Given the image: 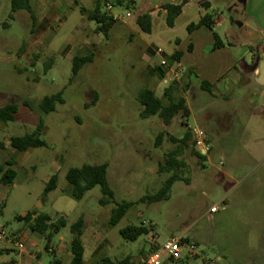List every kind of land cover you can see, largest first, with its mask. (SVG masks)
Wrapping results in <instances>:
<instances>
[{
    "label": "rangeland",
    "instance_id": "rangeland-1",
    "mask_svg": "<svg viewBox=\"0 0 264 264\" xmlns=\"http://www.w3.org/2000/svg\"><path fill=\"white\" fill-rule=\"evenodd\" d=\"M50 1L55 10L46 17L37 1L30 0L34 22L44 25L36 29L29 13L12 14L11 0H0V98L3 105L18 107L14 120L0 127V141L33 133L42 119L39 137L47 145L30 149L28 156L1 152L6 160L12 157L16 172L12 184L3 188L0 227L4 232L25 229V222L17 217L35 211L52 221L62 217L67 227L61 232L68 238V226L82 216L89 220L82 241L90 262L107 257L115 263L127 259L126 264H144L150 238L157 234L159 242L172 236L189 238L210 264H264V95L256 87L236 88L224 101L193 86L186 94L189 87L173 80L178 84L173 96L186 95L192 105L187 125L198 123L207 132L211 154L202 162L192 155L190 143L182 147L177 159L184 166L176 169L180 180L173 183L168 199L138 202L158 192L171 176L159 166L178 147L168 136L177 138L176 125L183 121L176 117L173 125L163 127L157 117H140L136 99L140 89L148 87L167 104L163 91L173 82L157 76L154 68L160 56L153 49H161L167 59L184 49L192 42L187 26L202 15L218 22L212 31L224 44L253 42L257 36L249 21L235 26L244 20L241 1L136 0L133 7L112 8L110 13L121 20L106 37L79 12L80 7L91 11L94 0H75L77 5L73 0H45L44 4ZM183 1L181 14L168 27L161 6ZM206 3L208 9L202 6ZM100 11L109 14L105 6ZM142 14L151 17L150 33L136 25ZM84 44L87 49L80 48ZM89 53L93 61L71 79L72 58ZM58 92L63 103L43 114L40 100ZM160 132L165 135L156 146ZM84 164H106L114 202L134 203L116 226L108 224L114 204L98 205L102 197L98 186L78 201L68 195L66 171ZM54 174L57 187L43 197ZM212 207L216 213L209 212ZM128 225L146 227L148 233L125 241L119 230ZM92 232L97 245L90 249L86 233L89 237ZM42 261H50L43 251Z\"/></svg>",
    "mask_w": 264,
    "mask_h": 264
},
{
    "label": "trees",
    "instance_id": "trees-1",
    "mask_svg": "<svg viewBox=\"0 0 264 264\" xmlns=\"http://www.w3.org/2000/svg\"><path fill=\"white\" fill-rule=\"evenodd\" d=\"M106 3H110L112 7H133L136 3V0H94V7L91 11L87 12L85 8L80 7L79 12L81 15H85L87 20L94 21L96 23V33H102L105 37L108 35V32L113 24L116 23L108 14H102L100 9L102 6H105ZM186 2L183 1L179 4H165L161 6V10L165 12V23L168 27L174 25L175 19L181 14L182 7ZM206 9L210 6L206 3L204 5ZM26 11L29 13L30 18L33 20V12L30 6V0H11V13L17 11ZM12 15L9 16L11 18ZM34 22V20H33ZM136 25L140 31L144 33H150L151 31V17L149 14H142L136 18ZM213 19L208 15L200 16L197 23H191L187 26V31L190 33L195 29L204 27L208 30L213 28ZM214 45L213 49L220 48L222 43L220 38L216 33H213ZM181 56L179 51H175L170 57L169 60L177 62ZM94 55L90 53L86 56H74L72 58V67H71V79L74 78L80 68L93 61ZM157 76L162 80L164 78L165 70L156 65L154 68ZM200 89L213 94L211 85L205 81L199 82ZM177 82L173 81L166 89L163 91V96L167 98V104H164L160 98H157L154 95L153 90L148 87L140 89L136 95V99L141 106L140 117L143 119L150 117H157L160 119L163 127H168L176 117L181 119H186L189 116V111L185 103V99L180 97H174L173 91L177 86ZM187 86V85H185ZM92 104L96 100V94L93 93ZM62 93L58 92L54 95L45 96L39 102V108L43 114L51 113L55 110L57 104H62ZM16 105L8 104L3 107H0V121L9 122L14 120L16 113ZM43 128L42 119L38 120L35 131L31 134H24L22 136H13L9 138V145L15 150L16 154L24 153L32 148H41L46 147V143L40 139L39 133ZM165 133L160 132L156 139L155 145L157 146L160 143ZM168 140L174 144H177V148L173 151L167 153L165 158L164 165L159 166V171L172 172L171 176L164 182L162 188L152 195L143 196L138 202H156L161 200H166L169 197V191L174 182L179 181L176 169L182 168L184 163L177 159V155L181 152L182 147L187 146L190 141V134L186 132L182 138H175L168 136ZM192 146V155L196 156L199 160L203 162L205 159L193 146V143H190ZM9 165L12 164V161L8 162ZM0 183L4 185H11L14 178L15 172L11 169L3 170L0 168ZM58 177L56 174L49 177L48 181L45 184L43 189V197L48 193L55 190L57 187ZM65 180L69 187L68 195L75 200H81L84 195L98 186L100 188L102 197L98 200L99 204L104 206L108 204H114V207L111 210L108 224L110 226H116L122 218L126 215L127 211L133 206L132 202H114V194L111 190L108 181H107V165L98 164V165H89L84 164L78 168H69L65 174ZM25 222L28 225L31 232L47 234L46 238L49 239L51 234H54L66 227V221L63 218L57 219L55 222H51L50 217L45 213H37L35 211L28 212L22 218H18ZM84 221L80 217L76 222L69 226V231L74 235L70 243V252H71V261L70 264H83V247L80 241V234L83 227ZM148 233V229L142 226H132L128 225L119 230L120 236L128 242L135 241L139 236ZM127 259L119 261L117 263L112 262L109 258H103L100 261V264H126Z\"/></svg>",
    "mask_w": 264,
    "mask_h": 264
},
{
    "label": "crops",
    "instance_id": "crops-1",
    "mask_svg": "<svg viewBox=\"0 0 264 264\" xmlns=\"http://www.w3.org/2000/svg\"><path fill=\"white\" fill-rule=\"evenodd\" d=\"M36 1L38 4L37 8L42 9L40 14L48 13L47 15H45L46 17H48V15H50L51 13L53 14L55 8L52 7L53 3H51V1V4L49 3L47 6L44 4L45 0ZM72 3L77 5V2L75 0H73ZM244 3V8L239 5L244 20L241 21L242 23L238 22L240 26H236V28L242 27L243 24L246 23V21H249L253 25V29L251 30L252 33L257 36L256 40L251 43L228 42L224 44L220 39L222 46L220 48L213 49V31L208 30L204 27H200L191 32L192 42L188 43L184 47V49L177 50L181 53L179 60L175 64V67L180 70L177 80L179 81L180 85L183 83L184 85H187L189 87L186 94L190 92L192 86L193 88L200 89L199 82L205 81L211 85L213 94L210 95L205 91L203 92L207 93L213 99H222L224 101H229L231 94L235 91V89L242 86H248L250 88L256 87L257 89H260L262 94L264 95V62H262V59L258 56L257 52L258 48L264 45V0H244ZM83 16L86 17L85 15ZM45 20L46 19L43 20L44 24ZM213 23L214 25L218 26L217 21L213 20ZM34 24L37 27L36 29H43L44 27L43 24L38 25L36 21L34 22ZM204 30H208L211 32L208 34L205 33ZM79 45H81V43ZM80 48L87 49V46H85L84 44ZM86 55L88 54L79 56ZM184 99L190 116L192 114V105L188 102L186 95L184 96ZM5 105H3V102L0 98V107H3ZM16 108L18 109L17 105ZM17 109L16 113L18 111ZM173 122L170 125H173ZM181 122L182 121H179V125H176V134L178 139L182 138L186 132V129ZM4 124L5 122L0 121L1 128L2 126H4ZM194 125L201 128L198 123H194ZM205 133L207 135L208 142H210L211 139L209 135L207 134V132ZM9 138H7L5 142L0 141V168L3 170H13L11 168L13 163L11 165L8 164V162L11 161L12 157L6 160L1 155V152L6 150H9L13 156L14 154H16L15 150L9 145ZM191 142L192 139L190 135L189 143ZM209 151V154H211V149ZM25 154H27L26 156L29 155L28 152ZM17 157L18 155L15 158L17 159ZM4 186L9 185L0 183V209L4 204L3 202H1L3 199ZM98 205L102 206L99 204V202ZM24 215H26V213ZM24 215L18 216L17 219L22 218ZM81 218L84 221V218L82 216ZM51 222L55 221L51 220ZM88 223L89 220L86 219V222L84 221L81 234L79 236L83 247V264H100V261L103 258L107 257H103L99 262H97L96 260H92L90 262L89 259L91 257L87 258V260L85 258V249L83 246L82 237L83 233L86 232V226ZM0 229L2 228L0 227ZM61 230L54 234H51L49 239L46 238L47 234L31 232L27 224L25 226V229L23 230L16 229L14 231H11L9 234H6L4 232L5 237L0 238V264H45L42 261V251L47 256H50V261L48 262V264H70V243L74 238V235L71 234L68 229L67 238L62 234ZM95 233L96 232L91 233V239L89 238L90 236L88 237L86 233L87 243L90 249H93V247L97 245L96 241L93 238ZM160 243L163 242H159L158 239V244ZM19 244L23 245L21 249L18 247ZM153 249L154 246L150 243V250L148 251V253L144 254V264L147 256ZM14 254L16 255V257L14 256Z\"/></svg>",
    "mask_w": 264,
    "mask_h": 264
},
{
    "label": "built area",
    "instance_id": "built-area-1",
    "mask_svg": "<svg viewBox=\"0 0 264 264\" xmlns=\"http://www.w3.org/2000/svg\"><path fill=\"white\" fill-rule=\"evenodd\" d=\"M105 7L109 11L108 15L114 21L121 20V17L110 13L113 8L110 3H106ZM126 17H129V14H126ZM257 52L258 56L264 61V46L259 47ZM153 54L160 56L158 65L165 70L162 80L167 83L177 80L180 70L175 67L176 62L170 61L169 58L167 59L159 48L153 49ZM181 123L184 125L186 132L191 135L194 148L201 155L206 156L210 147L205 131L196 125H187V118L183 119ZM216 211V207H212L209 210L210 213ZM3 237H5V233L0 229V238ZM150 243L154 246V249L147 256L145 264H210V261L204 258L199 251L198 245L183 236H172L163 243L158 244V235L153 234L150 238ZM18 247L21 249L23 245L19 244Z\"/></svg>",
    "mask_w": 264,
    "mask_h": 264
},
{
    "label": "water",
    "instance_id": "water-1",
    "mask_svg": "<svg viewBox=\"0 0 264 264\" xmlns=\"http://www.w3.org/2000/svg\"><path fill=\"white\" fill-rule=\"evenodd\" d=\"M240 1L241 2L239 3V5L244 8V6H245L244 0H240ZM235 26H240V24L239 23H235Z\"/></svg>",
    "mask_w": 264,
    "mask_h": 264
}]
</instances>
